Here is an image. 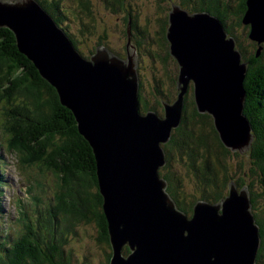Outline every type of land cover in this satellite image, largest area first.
Here are the masks:
<instances>
[{"label":"water","instance_id":"water-1","mask_svg":"<svg viewBox=\"0 0 264 264\" xmlns=\"http://www.w3.org/2000/svg\"><path fill=\"white\" fill-rule=\"evenodd\" d=\"M246 6L249 39L262 45L264 0H247ZM0 28L15 35L20 52L57 90L93 149L111 264H256L260 228L247 190L232 183L220 203L198 201L189 216L159 175L167 164L163 145L182 123L191 86L198 111L213 118L224 146L241 155L252 146V124L244 113L248 63L218 17L173 5L167 39L179 66V94L174 103L163 102L164 117L140 111L131 35L127 59L104 47L87 59L33 0H0Z\"/></svg>","mask_w":264,"mask_h":264},{"label":"trees","instance_id":"trees-1","mask_svg":"<svg viewBox=\"0 0 264 264\" xmlns=\"http://www.w3.org/2000/svg\"><path fill=\"white\" fill-rule=\"evenodd\" d=\"M36 1L87 59L100 47L127 59L131 35L140 65L144 41L151 39L149 47L154 50H150L148 56L153 61L155 82L149 95L153 101L147 100L139 77L140 111L143 114L155 112L162 117L163 102L174 103L179 94V66L171 55L167 39L173 5L181 6L190 14L209 12L223 22L228 36L235 39L243 62L248 63L244 113L252 124L254 140L247 152V161L243 162L240 152L232 151L221 142L213 118L198 111L191 86L185 96L182 123L173 131L171 140L163 145L167 164L159 170V175L167 181V193L178 209L189 216L193 215L198 201L220 203L228 196L232 183L239 190H247L252 213L260 228L261 245L256 264H264V44L251 41L250 26L243 24L247 0H158L160 6L157 9L162 14L157 20V29L153 30L154 38H151L152 31L148 26L140 28L139 13L132 7V0H100L108 11L124 16L114 28L105 23L99 27L100 16L93 0ZM115 28L124 40L119 53L108 43L109 32ZM246 39L249 42L245 48L242 41ZM157 63L161 69L156 67ZM160 71L162 76L156 74ZM0 96L11 100L10 132L27 153L24 160L41 161L56 181L47 196L50 203L26 225L24 234L13 245L0 241V264H80L84 257L74 255L68 248L74 246L71 237H77L83 226L94 229L95 245L105 250L103 264H111L113 252L93 149L80 134L73 113L62 105L57 90L20 52L15 35L4 28H0ZM12 135L8 134L10 145H13ZM233 157L241 160L235 166ZM176 160L185 166L187 174L196 178L197 194L188 195L184 191V179L173 168ZM1 183H6L4 178ZM46 186L49 185L45 181L41 189ZM1 205L0 198V211L3 212ZM130 252L129 247L124 248L125 256Z\"/></svg>","mask_w":264,"mask_h":264},{"label":"rangeland","instance_id":"rangeland-1","mask_svg":"<svg viewBox=\"0 0 264 264\" xmlns=\"http://www.w3.org/2000/svg\"><path fill=\"white\" fill-rule=\"evenodd\" d=\"M38 3L36 0H33ZM93 3H96V10L97 15L100 16L99 20V27H103L105 23L107 27L114 28L120 24L123 14H114L112 11H108L104 4L100 2V0H93ZM132 7L134 8L135 12L139 13V20H140V28L148 26L149 31H152L151 38H154L153 33L154 29H157V20L159 19L162 12L158 10L159 2L158 0H132L130 1ZM39 4V3H38ZM40 5V4H39ZM164 5V4H163ZM169 5L167 4V7ZM42 7V6H41ZM43 8V7H42ZM44 9V8H43ZM45 10V9H44ZM46 11V10H45ZM47 12V11H46ZM102 24V26H101ZM243 30V29H242ZM242 32V31H240ZM122 34L118 29H114V31L109 32L108 43L109 46L112 47L113 51L116 53L121 52V49L124 44ZM95 40V39H94ZM151 39L148 41H144V48L141 50L142 57L140 61V65L138 66V73L140 74V80L144 84V91L145 95H147L148 101H153V97L149 94H152L151 85L154 84V73H153V61L148 56L149 51H153V47H149V43ZM248 40L242 41L244 47L248 46ZM92 46V45H91ZM117 55V54H116ZM138 57V56H137ZM156 67L161 69L159 63L156 64ZM162 76V73H156ZM11 100L7 101L2 96H0V132L5 134L4 132L7 131L9 135H12L10 132L11 127V107L12 104L10 103ZM12 128V127H11ZM13 136V135H12ZM13 145L6 144L8 152L10 151L12 155H9V160L12 161L14 164L12 165L9 162V167H2V169L6 172L5 173V180L6 182H12V188L8 189L3 187L1 193V200L4 205L2 208L3 216L0 214V224H5L4 227L0 226V236H6L7 233L12 235V239L16 240L20 234L25 232L26 225L28 226L31 220L34 218L38 211H44L45 205L49 203L48 200L44 201V195L41 194L45 190L41 188L44 186L45 181L48 185L52 186L56 183L52 176H50V171H47L46 168H43L41 165L37 166L36 160H24V156L27 154L21 149V146L16 143L15 137L13 136ZM9 145V146H8ZM234 152H239L236 150ZM249 152V151H248ZM242 161H247V153L245 155H241ZM17 159L19 163L17 162ZM238 157L232 158V164L235 166L238 164L237 162L241 161ZM185 161V160H184ZM185 163H187L185 161ZM173 168L180 175L181 178L184 179L183 189L184 191L190 195L196 192V185L198 182L196 178L192 174H187V170L185 166L181 163L180 160H176V163L173 164ZM49 169V168H48ZM45 171V173L43 172ZM50 170V169H49ZM49 175V178H47ZM39 179L41 182V186H38L37 182L35 183V188L37 195H33L30 188L27 189V183L29 180ZM21 191V194L18 192ZM19 202L16 201V198H19ZM39 200L37 201V199ZM24 200L27 203H37V206H29L27 209L25 208V204H23ZM22 208V211H21ZM27 212V214H25ZM20 213V215H18ZM27 215L29 216L27 219ZM22 216V218H19ZM8 219V220H7ZM9 219L15 221L14 227L13 225L9 224ZM21 222H20V221ZM34 225V224H33ZM79 233L77 237H71L72 247L69 246L68 249L72 250L74 255H79L80 257H84L80 261V264H103L105 262V250L102 247L98 248L97 245L94 243L95 231L93 228L83 226V228H79ZM4 241V238H1L0 241ZM70 243V244H71ZM127 247V246H126Z\"/></svg>","mask_w":264,"mask_h":264},{"label":"bare ground","instance_id":"bare-ground-1","mask_svg":"<svg viewBox=\"0 0 264 264\" xmlns=\"http://www.w3.org/2000/svg\"><path fill=\"white\" fill-rule=\"evenodd\" d=\"M39 165H41L43 167V163L40 161L39 162ZM44 168V167H43ZM43 172L45 173V171L43 170ZM21 211H22V208H21ZM19 218H22V216H19ZM20 221V220H19ZM21 222V221H20Z\"/></svg>","mask_w":264,"mask_h":264}]
</instances>
